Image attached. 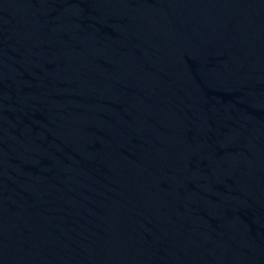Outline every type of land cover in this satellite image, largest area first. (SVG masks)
Segmentation results:
<instances>
[{
    "label": "water",
    "instance_id": "1",
    "mask_svg": "<svg viewBox=\"0 0 264 264\" xmlns=\"http://www.w3.org/2000/svg\"><path fill=\"white\" fill-rule=\"evenodd\" d=\"M0 264H264V0H0Z\"/></svg>",
    "mask_w": 264,
    "mask_h": 264
}]
</instances>
